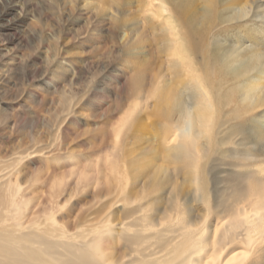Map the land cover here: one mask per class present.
I'll return each instance as SVG.
<instances>
[{"label": "bare ground", "instance_id": "6f19581e", "mask_svg": "<svg viewBox=\"0 0 264 264\" xmlns=\"http://www.w3.org/2000/svg\"><path fill=\"white\" fill-rule=\"evenodd\" d=\"M142 2L135 14L93 8L134 19L136 34L155 28V78L136 73L93 159L51 140L41 175L29 153L0 165V264H264V162L236 147L245 122L264 118V15L248 24L254 0ZM251 25L261 40L245 45L234 31ZM131 45L134 61L143 47ZM150 101L155 144L131 169Z\"/></svg>", "mask_w": 264, "mask_h": 264}, {"label": "rangeland", "instance_id": "374dc122", "mask_svg": "<svg viewBox=\"0 0 264 264\" xmlns=\"http://www.w3.org/2000/svg\"><path fill=\"white\" fill-rule=\"evenodd\" d=\"M111 1L122 6L113 4L123 11L131 9L133 14L143 3V0H0V165L8 164L15 155L29 153L25 164L41 175L44 167L39 155L51 140L63 144L66 151L79 154L88 151L93 159L91 152L98 149L109 130L108 117L116 112L121 101L128 105L134 99L131 88L136 73L146 75L149 80L155 78L158 60L155 28L147 25V32L136 34L134 19L124 22L120 14L108 18L109 8H104L105 14H96L93 7L98 4L109 7ZM254 1L251 19L246 20L249 25L253 20L257 27L262 23L259 17L264 15V0ZM253 14L256 16L252 17ZM254 26L234 31L240 42L249 45L261 40V31L251 30ZM123 31L130 37L127 42ZM231 38L227 43L232 42ZM129 44H135L131 45L133 48L138 44L143 47L141 58L134 61L130 58L126 50ZM149 86L151 89L153 85ZM152 104L150 101L142 111L144 122L128 142L127 147L132 149L130 162L137 160L143 147L155 144L158 121ZM257 116L245 122L241 131L247 146L236 147H245L258 162H264V141L257 140L263 131L260 127L264 128V118ZM144 134L149 142L144 140ZM131 164L134 169L138 163ZM42 198L37 200L35 209L42 207Z\"/></svg>", "mask_w": 264, "mask_h": 264}]
</instances>
